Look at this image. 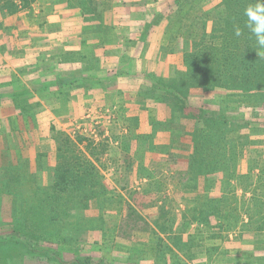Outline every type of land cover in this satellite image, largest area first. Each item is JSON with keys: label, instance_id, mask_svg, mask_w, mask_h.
<instances>
[{"label": "rangeland", "instance_id": "374dc122", "mask_svg": "<svg viewBox=\"0 0 264 264\" xmlns=\"http://www.w3.org/2000/svg\"><path fill=\"white\" fill-rule=\"evenodd\" d=\"M198 3V14L216 17L221 9L220 0ZM190 6L178 10L174 0L0 4L5 14L24 12L31 25L40 26L33 32L40 39L60 32L64 19L73 15L77 24L71 27L78 28L82 42L58 54L63 63L72 61V55L76 61L74 68H62L59 78L67 72L75 75L61 91L44 95L48 81H33L26 70L18 75L23 81L17 77L11 84L16 114L27 121L35 118L34 111L50 112L45 120L31 122L45 138L19 133L25 122L14 115L11 132L17 134L0 135V234L18 226L34 238L36 249L2 243L0 264H64L48 257V248L63 261L90 257L88 264H264V110L251 117L250 106H236L229 89H202L189 80L183 61L190 47L189 27L187 20L182 27L181 18ZM54 10L59 22L51 20ZM122 12L137 25H118L114 19L122 20ZM207 25L209 31L212 22ZM155 26L158 45L151 51L146 36ZM104 47L107 51L99 52ZM149 54L156 62L154 67L148 63V69ZM104 56L119 57L110 73L101 61ZM49 66L56 77L60 71ZM127 72L140 80L134 92L115 87ZM36 74L35 79H43ZM164 81L182 82L189 90L185 102L192 106L203 102L205 109L228 111L235 105L253 124L222 138L206 134L204 144L203 124L188 116L190 106L180 113L155 97L153 85L161 88ZM36 92L44 99L34 101ZM243 93L234 91L235 96ZM236 140L240 144L231 153ZM58 147L72 161L92 164L91 172L80 170L88 182L75 188L67 176L63 190L54 186L64 161Z\"/></svg>", "mask_w": 264, "mask_h": 264}, {"label": "trees", "instance_id": "16d2710c", "mask_svg": "<svg viewBox=\"0 0 264 264\" xmlns=\"http://www.w3.org/2000/svg\"><path fill=\"white\" fill-rule=\"evenodd\" d=\"M0 1H6L8 4L13 3V0ZM20 1L26 3L28 0ZM199 1L174 0L178 10L186 3L191 5L181 18L182 27H184V20L188 22L186 28L189 27L188 38L190 47L186 48L187 50L184 51L183 55V61L189 70V80L196 81L197 85L202 89L218 87L229 89L232 92L230 95L233 96L236 106L241 108L242 106H250L249 115L254 117L257 114V109L264 110V50L257 49L255 38L244 27L246 18L243 15V11L249 3H254L255 0H220L218 6L221 9L217 11L218 15L216 17L203 11L202 13L198 11L199 14L195 13L199 8ZM208 20L212 22L209 31L206 29ZM236 26L242 29V35L239 37L234 34ZM257 51L261 53L259 56ZM74 75V73H71L68 76L61 77L58 80L59 84L72 81ZM155 85H153L155 97H162L163 101L174 105L178 112L184 113L189 106V108H192L188 116L195 118L200 126L203 124L200 134H205L204 144L205 141H208L206 134H208L209 138L214 137L215 134L221 135L222 138L224 134L240 131L241 128L250 127L253 124L246 120V115L239 109L240 107L237 109L235 105L233 109L230 108L228 111L221 109L220 111L214 105L210 110L205 109L203 102L197 106L190 105L191 101L186 103L189 90L183 89L182 82L170 84L164 81L161 86V88L164 86L163 89L157 85L155 89ZM234 91L244 93L235 96ZM209 143H212V140ZM233 143L231 145V150H233L231 153H234L237 145L240 144L239 140L233 141ZM58 150L62 151L61 147H58ZM62 152L64 161H62L61 172L54 186H58L59 190H63L65 187L64 183L68 181L67 176H72V181L69 185L72 186L74 182L75 185L73 187L79 188L82 182H88L87 175L80 173L81 168L84 171H90L89 166L92 167V164L85 165L79 158L72 161L67 151L63 150ZM203 155L206 156L208 153ZM261 170L263 171L264 169ZM262 191L264 193V189ZM13 241L23 243L29 251L36 252L34 238L21 233L18 226L10 230L9 233L0 234V244ZM46 250L47 253L46 251L43 252L48 257L64 264H68V262L71 264H88L90 261V257L84 258L82 261L78 259L63 261L54 249L48 248ZM103 263L107 264L106 262Z\"/></svg>", "mask_w": 264, "mask_h": 264}, {"label": "crops", "instance_id": "0c3cea01", "mask_svg": "<svg viewBox=\"0 0 264 264\" xmlns=\"http://www.w3.org/2000/svg\"><path fill=\"white\" fill-rule=\"evenodd\" d=\"M2 3V1L0 2V4ZM52 22L53 20L56 22H59L60 18L58 15H54V13H56V11L54 10L52 12ZM73 14H75L73 12ZM127 13H121V15H119L118 18H122V20L119 19H114L116 23H118V25L120 26H124L126 27L127 25L133 27L137 25V22L134 21L132 22L128 16L126 15ZM81 18V17H80ZM76 17H74L73 15H70L69 17H66L64 19V24L61 23V26L59 24V29L62 28V30L60 32H55V33H50V34H46L48 38L45 39H40L38 37H36L37 35L33 34V32H35L37 29L40 28V26H36L34 23H32L33 25L30 24V22L26 19L25 17V13L24 12H17V13H12V14H5L3 12H1L0 10V135L1 132H4L5 135L7 136H14L17 134V132H11L13 129L12 127V116H20L16 113H18L14 108L16 107L15 104L13 103V92H12V82H14L16 80L17 77H19L21 80L22 78L19 75V73L22 71L24 72V70H26L27 72H29L30 77H33V81L36 82H43V81H48L46 84V86H44V89L46 91V93L44 95L47 96V94H52L56 91H61L63 84L64 83H60L59 81V75L63 73L62 68L64 69V67H69V68H74V63L76 61L73 62L75 55H72V61L70 62H65L63 63L62 60L60 59V56H58L59 53H61L62 50H70V49H77L79 48V46H81L82 42H80V37H79V32L77 33V27L74 29L71 27L72 24H77L76 22ZM47 22H49V18L46 19L44 25L47 24ZM133 29V28H131ZM159 34V31L157 29V26H155L148 34V36H146V40L148 43H150L149 46V50L151 49L155 51L156 47L155 44L158 45L156 43V38L157 35ZM139 32H132V36H138ZM50 38H52V41L50 40ZM64 40L63 42H65L64 44L60 43V39ZM161 40V37H160ZM160 40H159V44H160ZM48 44V47L46 48L45 45H41V44ZM90 42L89 40H87L85 42V45H88ZM102 51H107V47H104L102 49L99 50V52ZM57 54V56L55 55ZM153 54V52H152ZM147 55V53L145 54ZM154 55V54H153ZM175 56V55H174ZM56 57V62L53 63V58ZM170 57V56H169ZM150 60L146 62V65L148 67V69L150 68L148 63H152V66L154 67V64L156 62V60L151 57V55L149 54L148 57ZM176 58V56H175ZM119 59V57H118ZM117 57L116 58H111L110 56H107L104 58L102 57L104 66H105V72L110 73L113 71V68H111V66H116L117 65ZM45 63L47 66L49 65V63H51V66L54 64L55 67L57 68V70H59L60 72H56V77L53 76L54 71L56 70H51L50 66L45 67L46 65H44ZM172 63V62H171ZM38 65V66H37ZM44 66V69L41 68V66ZM31 69V70H29ZM32 69L34 71H32ZM36 73L40 74V76H42L43 79H35L36 78ZM47 74H51V77H47ZM128 76L126 77H121L118 80V84L115 85V87H120L122 90L127 91V92H134L135 88H137L138 86V82L140 81L139 79H134L133 75L128 73ZM69 73L67 72L65 74V76H68ZM23 81V80H22ZM39 87V85H38ZM24 88V87H23ZM112 90H114L115 88H111ZM95 93V91H94ZM97 94H99V92H96ZM126 93V92H125ZM38 94V92H36V95ZM44 95H42V93L38 94L37 96L34 95V101L39 100L38 96L41 97L42 99H44ZM126 95V94H125ZM38 103L34 104V106H37ZM16 112V113H15ZM35 113V118H34V113H28V115L30 116V118L33 116V120H27L24 118L23 114H21V119L20 122H25L23 123V125L21 127L19 126L18 130L19 133H23V131H25L26 133H28L29 135H37V136H42L44 137L43 134H38L37 130L35 129V126H33V122L35 120V122L39 121L40 119H44L46 116L44 115L45 113L49 115V110L47 109L46 112H44L43 108L40 109L39 111H34ZM44 112V113H43ZM72 112V111H71ZM29 117H27L28 119ZM22 120V121H21ZM45 120V119H44ZM11 123V126L8 123ZM31 123L32 126H29V124ZM41 129V128H40ZM39 129V130H40ZM45 138V137H44ZM166 235H169V233L167 232ZM170 236V235H169ZM170 244V243H169ZM182 257V256H181ZM186 259V258H183ZM205 262V261H204ZM190 263V262H189ZM187 263H183V264H189Z\"/></svg>", "mask_w": 264, "mask_h": 264}, {"label": "clouds", "instance_id": "9594fccd", "mask_svg": "<svg viewBox=\"0 0 264 264\" xmlns=\"http://www.w3.org/2000/svg\"><path fill=\"white\" fill-rule=\"evenodd\" d=\"M246 18L244 27L255 38V44L258 50H264V0H255L254 3H249L243 11ZM234 34L239 37L242 35V29L236 26ZM261 53L257 51L259 56Z\"/></svg>", "mask_w": 264, "mask_h": 264}]
</instances>
